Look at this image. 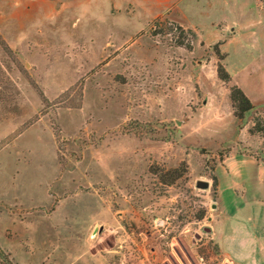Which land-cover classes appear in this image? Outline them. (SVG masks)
<instances>
[{
  "label": "rangeland",
  "instance_id": "1",
  "mask_svg": "<svg viewBox=\"0 0 264 264\" xmlns=\"http://www.w3.org/2000/svg\"><path fill=\"white\" fill-rule=\"evenodd\" d=\"M257 120L264 0H0V264H264Z\"/></svg>",
  "mask_w": 264,
  "mask_h": 264
},
{
  "label": "trees",
  "instance_id": "2",
  "mask_svg": "<svg viewBox=\"0 0 264 264\" xmlns=\"http://www.w3.org/2000/svg\"><path fill=\"white\" fill-rule=\"evenodd\" d=\"M188 48L191 49V46L188 45ZM218 75L220 79L224 82H230L231 78L228 72L225 70V68L222 65L218 66ZM231 100L233 103V107L235 109V116L237 119L242 120L246 113L250 112L253 109V105L249 98L244 94V92L237 86H233L231 88ZM260 120H257V124L255 128L261 132L264 131L262 124L259 122ZM154 172V171H153ZM157 174H159L157 172ZM184 172L182 173L178 169H174L168 172L167 175H163V182L167 185H172L175 183L178 179H180L183 176ZM169 179L167 180V178ZM166 179V180H165ZM214 188L216 189L218 186V179L217 177H214Z\"/></svg>",
  "mask_w": 264,
  "mask_h": 264
}]
</instances>
